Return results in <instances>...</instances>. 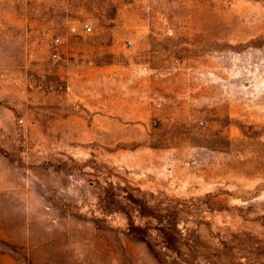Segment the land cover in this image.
I'll return each instance as SVG.
<instances>
[{
    "label": "rangeland",
    "instance_id": "rangeland-1",
    "mask_svg": "<svg viewBox=\"0 0 264 264\" xmlns=\"http://www.w3.org/2000/svg\"><path fill=\"white\" fill-rule=\"evenodd\" d=\"M0 264H264V0H0Z\"/></svg>",
    "mask_w": 264,
    "mask_h": 264
},
{
    "label": "built area",
    "instance_id": "built-area-1",
    "mask_svg": "<svg viewBox=\"0 0 264 264\" xmlns=\"http://www.w3.org/2000/svg\"><path fill=\"white\" fill-rule=\"evenodd\" d=\"M82 30H83L84 33H89V32H91V31H92V26H91V24H89V23H87V22L83 23V25H82ZM58 41H59V40L56 39V42H58Z\"/></svg>",
    "mask_w": 264,
    "mask_h": 264
}]
</instances>
